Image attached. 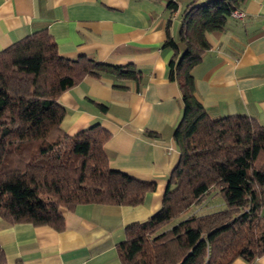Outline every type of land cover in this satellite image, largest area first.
Instances as JSON below:
<instances>
[{
	"label": "trees",
	"instance_id": "1",
	"mask_svg": "<svg viewBox=\"0 0 264 264\" xmlns=\"http://www.w3.org/2000/svg\"><path fill=\"white\" fill-rule=\"evenodd\" d=\"M244 1L208 0L189 8L179 33L182 53L171 38L165 43L175 52L168 77L177 82L183 104L173 132L180 156L161 207L126 227L117 248L122 264H230L264 256V126L241 115L210 119L195 97L191 73L210 48L206 35L222 29ZM104 74L141 79L132 64L62 58L46 30L0 52L1 220L62 231L61 208L136 206L154 189L109 168L103 149L109 134L99 125L73 136L61 128V93L86 76ZM213 194L223 207L186 216Z\"/></svg>",
	"mask_w": 264,
	"mask_h": 264
},
{
	"label": "crops",
	"instance_id": "2",
	"mask_svg": "<svg viewBox=\"0 0 264 264\" xmlns=\"http://www.w3.org/2000/svg\"><path fill=\"white\" fill-rule=\"evenodd\" d=\"M208 0H0V52L46 30L59 56L101 64H132L141 79L86 76L61 93V128L73 136L94 125L106 130L108 166L154 185L139 205H78L61 208L64 229L8 224L0 218L2 264H122L117 252L130 224L141 223L162 203L179 160L173 132L183 111L179 86L168 77L184 13ZM239 10V9H237ZM243 18L231 15L206 35L210 48L192 70L195 97L210 119L246 116L264 126V0H245ZM99 104L105 106L101 110ZM209 196L191 208L207 214L223 207ZM211 208V209H209ZM264 215V209L261 211ZM230 264H264L237 258Z\"/></svg>",
	"mask_w": 264,
	"mask_h": 264
},
{
	"label": "built area",
	"instance_id": "3",
	"mask_svg": "<svg viewBox=\"0 0 264 264\" xmlns=\"http://www.w3.org/2000/svg\"><path fill=\"white\" fill-rule=\"evenodd\" d=\"M230 15L236 19H241V18H243L244 13L240 10H233V11H231Z\"/></svg>",
	"mask_w": 264,
	"mask_h": 264
},
{
	"label": "rangeland",
	"instance_id": "4",
	"mask_svg": "<svg viewBox=\"0 0 264 264\" xmlns=\"http://www.w3.org/2000/svg\"><path fill=\"white\" fill-rule=\"evenodd\" d=\"M217 202H218V204H219L220 202H222V199H221V198H218V201H217ZM219 208H221V206H218V209H219ZM209 209H211V208H209ZM203 214H204V213H203ZM203 214H197V215H203Z\"/></svg>",
	"mask_w": 264,
	"mask_h": 264
}]
</instances>
